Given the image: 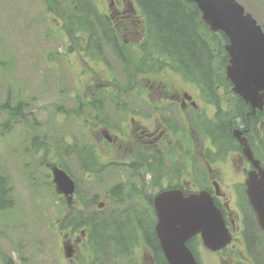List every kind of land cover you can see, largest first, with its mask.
<instances>
[{"label":"rangeland","instance_id":"obj_1","mask_svg":"<svg viewBox=\"0 0 264 264\" xmlns=\"http://www.w3.org/2000/svg\"><path fill=\"white\" fill-rule=\"evenodd\" d=\"M108 1L92 0L90 9L96 14L88 11L87 17L93 24L88 21L86 28L96 31L92 32V40L97 44L87 52L80 49L83 46L86 49L82 41L86 34L68 32L65 20L71 15L68 8L56 6L53 0H0V177L6 183L10 200V208L0 211V264L93 262V257L84 247L75 250L70 260L64 257L61 242L69 227L67 219L71 210L56 193L50 169L63 165L76 182L80 194L88 197L96 193L103 197L106 190L115 184L105 180L99 185L92 174L81 169L75 158L82 136L90 137L91 132L85 131L84 126V120L90 119L86 116L88 108H112L116 101L111 98L119 96L108 92L146 93L149 89L143 80L152 78V75L143 74L142 50L140 53L134 47L121 48L122 52L117 50L116 45L133 44L132 41L125 42L126 36L111 41L103 35L102 31H109L112 27L105 17ZM240 2L264 28V0ZM97 16L103 18L100 20L104 25L107 21V28L94 22ZM211 49L219 59L220 53L212 46ZM161 69L168 72L158 75L165 91L172 93L182 89L198 98L197 86L185 79L182 73L177 70L171 72L168 67ZM110 78L112 82L108 83ZM82 81L93 83L89 89L95 93V100L91 103L81 97ZM231 89H221L224 95L217 96L219 99L214 102L220 103L218 106L225 110L220 121L228 122L236 111L234 100L229 99ZM133 103L139 105L140 101L134 98ZM214 112L212 107L207 115ZM233 123L234 127L243 128L239 119H234ZM214 125L208 121L198 124L200 130H196L202 133L205 127L211 130ZM259 129L264 131V126ZM64 141L72 146L65 155L63 149L67 144ZM77 154L82 158L83 151L78 150ZM83 161L91 167L86 159ZM114 171L122 172L121 169ZM127 176L125 181L120 176L121 180L119 178L117 182L121 188L120 198L105 208L104 205L100 211L102 215L114 210L117 218H125L123 211L129 210L133 214L134 203L145 201L151 193L157 195L156 190L154 192L157 186L151 189L142 186L144 197L137 199L140 196L137 192L128 197L129 192L121 185L129 180L138 182L139 174L131 177L127 172ZM145 180L147 185L149 177L146 176ZM230 208L235 212L233 204ZM244 211L252 222V210L247 206ZM249 234L253 236L249 250L242 247L236 232L231 234L236 240L222 254L209 251L201 243L197 246L201 264H264V233L256 234L251 228ZM76 235L82 237L80 233L76 232ZM137 237L135 234L134 239L126 244L130 249L135 244L133 250H128L129 255L113 257L111 252H107L102 255L101 262L150 264L144 255L143 243L136 242ZM150 240L153 243L157 241L155 236ZM144 242L150 245V241L144 239Z\"/></svg>","mask_w":264,"mask_h":264},{"label":"flooded vegetation","instance_id":"obj_2","mask_svg":"<svg viewBox=\"0 0 264 264\" xmlns=\"http://www.w3.org/2000/svg\"><path fill=\"white\" fill-rule=\"evenodd\" d=\"M106 9L108 13L105 17L112 27L109 31H102L103 35L111 41L126 36L125 42H133V44L116 45L119 52H122L121 48L134 47L140 53L141 48L144 50L149 46L148 41L152 37L148 36L150 31L145 28L138 2L109 0ZM80 32L86 34L82 38L86 49L84 46L80 49L88 52L90 47L97 44L92 40V32L96 31ZM158 66L160 63L154 68L150 67L151 70L146 67L143 72L145 75H152L151 79L143 80L145 87L149 89L146 93L136 95L132 92H108L110 95L119 96L111 98L112 101H116L112 108L89 107L86 113L90 119L84 120L85 131L91 133L89 138L82 136L78 147L83 151V159L90 157L94 160V166L87 172L92 174L99 185L105 180L115 185L109 187L103 197L96 193L84 197L77 188L71 198L60 197L71 209L68 213L69 227L63 237L62 251L67 249L72 255L75 250L84 247L93 257L91 264H101L102 255L110 252V244L102 243L106 239H102L99 232L96 242L90 238L88 231L92 220L87 213L93 214L95 221L106 216L104 223L119 224L128 220L142 219V222L148 226L149 232L140 231L137 239L138 242L143 243L144 255L152 264V256L144 239L148 242L150 237H157L158 217L154 202L157 196L166 192L176 191L184 198L197 194L209 195L220 210L226 228L231 234L232 232L239 234V242L246 249L251 247L249 246V241L253 237L249 234L251 228L255 225L256 233L259 232L256 217L246 198V180L249 174H258L259 170L244 155L243 146L235 138L234 131L238 128L241 137L246 139L253 161H257L258 167L264 169V131L259 129L264 126V108L262 111H254L238 96L236 98L234 93L228 92L229 99L234 100V106L240 114V118L235 119L242 122L243 128L233 126L232 116L228 122L222 119L223 134L229 135L230 129L231 140L219 142V138L213 139L210 136L211 132L213 133L212 128L206 130L205 127L202 133H198L196 129L200 130L198 124L208 121L211 125L217 124V116H223L219 113L225 111L218 106L220 103L207 102V99V101L203 100L200 96L196 98L182 89L168 93L161 87L162 82L158 77L165 73L166 69L155 70ZM169 69L174 72L173 69ZM107 82L111 83L112 78ZM92 84V81L81 82V97L88 103L95 100V93L89 89ZM224 93L219 92L218 95ZM134 98L140 101L139 105L133 103ZM137 106L141 107L137 108ZM212 107L215 112L208 116L207 111ZM230 108L232 109L233 105ZM68 150L69 146L66 145L63 154H67ZM84 151L89 155H85ZM116 157L120 159L117 160ZM115 169H121L122 172L116 173ZM127 172L131 173V177L139 174L138 182L129 180L121 185L129 192L128 197L135 192L140 194L137 199L144 197L142 186L150 189L157 186V189H154L157 195L151 193L145 201L139 200L134 203L131 210L133 214L129 210L123 211L125 218H111L114 210L102 215L100 211L103 210L101 208L104 205L105 208L106 205H111L114 199L120 198L121 188L117 182L120 176L123 178L122 181H125L128 178ZM146 176L149 177L147 185H145ZM231 204L236 208L235 212L231 211ZM247 206L253 213L252 222L244 211ZM77 226L80 227L81 238L76 235L79 228H76ZM227 249L223 252L225 253Z\"/></svg>","mask_w":264,"mask_h":264},{"label":"water","instance_id":"obj_3","mask_svg":"<svg viewBox=\"0 0 264 264\" xmlns=\"http://www.w3.org/2000/svg\"><path fill=\"white\" fill-rule=\"evenodd\" d=\"M199 9L202 20L214 33L221 32L227 39L225 50L229 56L226 77L233 84V92L255 110L264 105V32L257 21L235 0H187ZM235 130L234 136L244 146L243 152L251 159L245 140ZM257 166L256 163H254ZM57 190L73 192V184L61 171L53 170ZM246 194L264 231V171L249 174ZM158 217L156 228L161 249L168 264H198L188 247L201 234L203 245L218 251L230 242L222 215L207 194L190 195L166 192L156 197Z\"/></svg>","mask_w":264,"mask_h":264},{"label":"trees","instance_id":"obj_4","mask_svg":"<svg viewBox=\"0 0 264 264\" xmlns=\"http://www.w3.org/2000/svg\"><path fill=\"white\" fill-rule=\"evenodd\" d=\"M237 1L240 2V0ZM53 2L58 7L64 6L69 9L71 15L66 23L68 31H72L73 35L80 31H87L86 23L93 24L87 17L89 16L88 11H94L90 9L92 0H53ZM135 2H138L141 8L146 29L150 31L148 35L152 37L149 46L143 50L141 62L145 68L151 70L150 67L154 68L157 63H160V66L155 70L169 67L179 71L185 79L197 86L201 97L213 103L219 99L217 96L221 89L230 90L231 83L225 78L224 63H221L226 59H217L211 49V46L214 47L221 55H224V58H227L224 52L227 39L222 33L211 32L203 22L201 13L194 3L187 0H135ZM246 11L249 12L247 9ZM94 12L96 14V11ZM100 19L102 18H95L94 22H99V26L104 28L105 25ZM262 29L264 30L263 27ZM154 41V46H151ZM236 98L238 97L236 96ZM6 108L2 107V109ZM235 108L236 111L230 116L234 119L240 118L238 109ZM242 116L244 117V114ZM217 121V124L212 127L213 133L211 132L210 136L213 139L219 138V142L231 140L230 129L229 135L223 134L224 124L223 121H220L219 115ZM206 133L209 135L208 131ZM6 188L5 181L0 177V211L10 208ZM141 229L145 233L149 232L148 226L142 222V219H133L119 224L103 223L98 226L95 235L92 229L89 234L90 238L96 242L97 232H99L100 237L106 239L102 243L108 241L112 246H115L116 243V248H125L126 244L132 241L135 234ZM199 243L200 241L197 239L188 243V247L195 255ZM149 244L155 264H167L157 241L153 243L150 240Z\"/></svg>","mask_w":264,"mask_h":264},{"label":"bare ground","instance_id":"obj_5","mask_svg":"<svg viewBox=\"0 0 264 264\" xmlns=\"http://www.w3.org/2000/svg\"><path fill=\"white\" fill-rule=\"evenodd\" d=\"M250 120V119H249ZM253 122V121H252Z\"/></svg>","mask_w":264,"mask_h":264}]
</instances>
